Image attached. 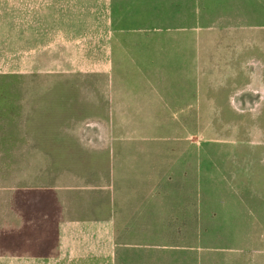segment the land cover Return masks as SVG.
<instances>
[{
    "label": "rangeland",
    "instance_id": "1",
    "mask_svg": "<svg viewBox=\"0 0 264 264\" xmlns=\"http://www.w3.org/2000/svg\"><path fill=\"white\" fill-rule=\"evenodd\" d=\"M52 183L48 264H264V0H0V217Z\"/></svg>",
    "mask_w": 264,
    "mask_h": 264
},
{
    "label": "crops",
    "instance_id": "2",
    "mask_svg": "<svg viewBox=\"0 0 264 264\" xmlns=\"http://www.w3.org/2000/svg\"><path fill=\"white\" fill-rule=\"evenodd\" d=\"M66 189L52 183L24 185L13 192L6 190L5 216L0 217V258L13 256L16 264H48L63 237L84 234L89 227L108 222L65 217ZM101 262L111 264L110 259Z\"/></svg>",
    "mask_w": 264,
    "mask_h": 264
}]
</instances>
